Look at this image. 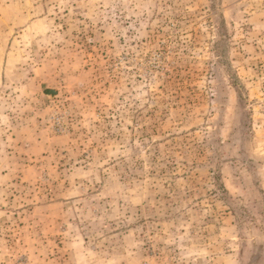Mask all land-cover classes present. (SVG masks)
Segmentation results:
<instances>
[{
	"label": "rangeland",
	"instance_id": "374dc122",
	"mask_svg": "<svg viewBox=\"0 0 264 264\" xmlns=\"http://www.w3.org/2000/svg\"><path fill=\"white\" fill-rule=\"evenodd\" d=\"M0 264H264V0H0Z\"/></svg>",
	"mask_w": 264,
	"mask_h": 264
},
{
	"label": "water",
	"instance_id": "95a60500",
	"mask_svg": "<svg viewBox=\"0 0 264 264\" xmlns=\"http://www.w3.org/2000/svg\"><path fill=\"white\" fill-rule=\"evenodd\" d=\"M46 93L55 94V93H56V91H55V90H52V89H47V90H46Z\"/></svg>",
	"mask_w": 264,
	"mask_h": 264
}]
</instances>
